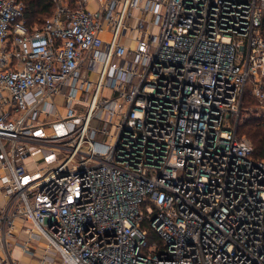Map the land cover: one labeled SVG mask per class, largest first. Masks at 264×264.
Here are the masks:
<instances>
[{
  "label": "built area",
  "instance_id": "1",
  "mask_svg": "<svg viewBox=\"0 0 264 264\" xmlns=\"http://www.w3.org/2000/svg\"><path fill=\"white\" fill-rule=\"evenodd\" d=\"M52 2L0 0V264H264V0Z\"/></svg>",
  "mask_w": 264,
  "mask_h": 264
},
{
  "label": "trees",
  "instance_id": "2",
  "mask_svg": "<svg viewBox=\"0 0 264 264\" xmlns=\"http://www.w3.org/2000/svg\"><path fill=\"white\" fill-rule=\"evenodd\" d=\"M27 6V17L30 25H40L44 22L45 18L51 16L56 8V5L52 0H23ZM246 104H251L254 99L248 92L246 95ZM248 106V105H247ZM246 106V107H247ZM245 130L248 136L251 137L254 143V156L264 159V121L247 120L241 126L240 130ZM145 226L149 228V238H158L155 230L151 229L149 222L145 223Z\"/></svg>",
  "mask_w": 264,
  "mask_h": 264
},
{
  "label": "rangeland",
  "instance_id": "3",
  "mask_svg": "<svg viewBox=\"0 0 264 264\" xmlns=\"http://www.w3.org/2000/svg\"><path fill=\"white\" fill-rule=\"evenodd\" d=\"M129 35L130 34L128 33V36ZM247 88L248 89H247L245 95H248V92H249L251 94V96L253 97L254 101L250 105L246 104V102L244 101V106H243L244 110L243 111L245 112L246 115H244L242 117L243 124L247 120H249V121L250 120H257L258 122L261 120L264 121V104L259 103L257 98L254 95H252L253 86L251 85V82L248 84ZM246 97L247 96H244V100L246 99ZM59 113L62 114L63 109L60 112L58 111V113H56V114L50 113L49 115L43 116L42 121L44 123L51 122L52 120L56 119L57 116H59ZM244 131L245 130L242 127V129L240 130V134L242 136H245L252 143V145L254 147V143H253L251 137L248 136L247 132H244ZM22 234H24V233H22ZM21 239H23V238H21ZM47 255H49V257H46ZM32 258L33 259L35 258L37 260V264H63L59 255L53 250H50L47 253L46 252V246L40 244L39 240H32Z\"/></svg>",
  "mask_w": 264,
  "mask_h": 264
},
{
  "label": "crops",
  "instance_id": "4",
  "mask_svg": "<svg viewBox=\"0 0 264 264\" xmlns=\"http://www.w3.org/2000/svg\"><path fill=\"white\" fill-rule=\"evenodd\" d=\"M127 43V42H126ZM57 101L59 103V111L63 109V112H65V106H64V99L59 96L57 98ZM43 118V117H42ZM49 132H51V127L46 126ZM43 155L42 152L38 153L36 155V158H40ZM18 236L12 240V255L17 260L19 264H37V260L32 258V246L31 248L24 246L25 243H27L28 240V233L22 234V231H17ZM23 238V239H21Z\"/></svg>",
  "mask_w": 264,
  "mask_h": 264
}]
</instances>
